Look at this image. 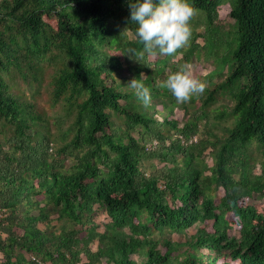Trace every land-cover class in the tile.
<instances>
[{"label":"trees","instance_id":"16d2710c","mask_svg":"<svg viewBox=\"0 0 264 264\" xmlns=\"http://www.w3.org/2000/svg\"><path fill=\"white\" fill-rule=\"evenodd\" d=\"M129 3L0 0V264H264V0H190L189 48L141 60ZM194 58L221 82L180 102L164 74Z\"/></svg>","mask_w":264,"mask_h":264},{"label":"clouds","instance_id":"9594fccd","mask_svg":"<svg viewBox=\"0 0 264 264\" xmlns=\"http://www.w3.org/2000/svg\"><path fill=\"white\" fill-rule=\"evenodd\" d=\"M129 8L132 21L139 25L136 33L143 44V48L133 50L135 59L141 60L146 54L171 56L189 41V21L193 14L190 0H130ZM142 76L133 77L128 85L148 105L152 102V91L143 82ZM163 84L180 102L191 99L193 94L203 93L206 88L204 81L194 78L188 62L171 72Z\"/></svg>","mask_w":264,"mask_h":264},{"label":"rangeland","instance_id":"374dc122","mask_svg":"<svg viewBox=\"0 0 264 264\" xmlns=\"http://www.w3.org/2000/svg\"><path fill=\"white\" fill-rule=\"evenodd\" d=\"M234 24L235 23L230 18V16L227 15V16L222 18L221 25H223L226 30H229L230 27L234 26ZM204 32H205V26H201L200 28L197 29V33L203 34ZM199 43L203 44V40L199 39ZM185 48H189V45L185 44ZM190 64H191L192 75L194 76V78H196V73H198V71H199V69L193 71L195 69L194 65H196V66H204L203 67L204 68V71H203V75L204 76L210 74L212 71H214L216 69V66L213 63L205 62L204 58L203 59L194 58V61L191 62ZM192 64H194V65H192ZM171 72L172 71L170 69H168L167 72L164 74V79L167 78V76L169 74H171ZM47 76H48V74L46 75V77ZM48 80H49V78L47 77V81H45V83L43 84V87L41 88L40 95L37 96V101H38L39 108L44 113H46L47 115H49L51 117L50 126H51L52 131L56 132L57 128H56L54 120H55V116H57L59 114L60 109L58 107L52 106V103L50 101V97H49V94H48V87H47ZM201 80L204 81L206 83V87H209V88L214 87V85H216L219 82H221V80L218 79V78H215L212 83L206 82L205 78L204 79L202 78ZM198 104H200V102ZM231 105H232V102H230V99L228 97L219 96L217 102L214 104V106H212L211 110H208V113H209L210 117L214 120L215 119L214 118L215 112L224 111L225 107H231ZM232 124H233V122L231 120H226L225 122H221V125L215 131L216 134L219 137H221V138L226 137L227 136L226 129L230 128L232 126ZM182 125L183 124H181L180 126L182 127ZM211 161L212 160H210V162H209L210 166L212 165ZM155 162H156V164H159V162H157V161H155ZM255 173L256 174H260L261 173V170H260L259 167L255 170ZM209 174L210 173H207V175H209ZM216 195H217V200H220V198L222 197L221 191H219V193H216ZM248 204H252V205H256V206L264 205V199L263 198H259L258 196H256V198H254L253 200L248 201ZM103 215H106V214H103ZM96 220L98 222H100V225H102V224L104 225V223H105V221H100L99 219H96ZM53 223L55 225L58 224L57 221H54ZM41 227L44 228L43 225H41ZM69 228H71V226H69ZM98 231L102 232L103 231V227L101 226ZM196 233H197V228L194 227V228H192L189 231L188 235L193 236ZM231 237H240V235L237 232H233L231 234ZM174 240H176V241L177 240L185 241V236L176 237V238H174ZM93 247H94V250H95L96 247H97V243H94ZM174 254H177V253H174Z\"/></svg>","mask_w":264,"mask_h":264},{"label":"bare ground","instance_id":"6f19581e","mask_svg":"<svg viewBox=\"0 0 264 264\" xmlns=\"http://www.w3.org/2000/svg\"><path fill=\"white\" fill-rule=\"evenodd\" d=\"M256 126V125H255ZM256 129V128H255ZM242 130V129H241ZM252 132V131H251ZM260 132H261V130H260ZM235 138V137H234ZM261 139V138H260ZM236 140V139H235ZM259 140V139H258ZM227 141H229V140H227ZM197 168V167H196ZM219 168V167H218ZM203 170V169H202ZM204 171V170H203ZM204 205V204H203ZM207 207V206H206ZM202 208V207H201ZM185 211V210H184ZM206 211V210H205ZM204 211V212H205ZM221 213V212H220ZM216 217V216H215ZM229 224V223H228ZM225 225V224H224ZM234 225V224H233ZM221 226V225H220ZM222 228V227H221ZM232 228V227H231ZM223 229V228H222ZM225 229V228H224ZM237 229V228H236ZM225 231V230H224ZM222 232V231H221ZM229 232V231H228ZM233 232H234V230H233ZM212 233V232H211ZM225 233V232H224ZM195 235V234H194ZM208 235H210V234H208ZM197 236V235H196ZM207 236V235H206ZM204 237V236H203ZM209 237V236H208ZM214 237V236H213ZM189 238V237H188ZM202 238V237H201ZM222 238V237H221ZM245 238V237H244ZM226 240H227V238H226ZM199 242V241H198ZM209 242V241H208ZM212 242V241H211ZM244 243V242H243ZM248 243V242H247ZM247 243H246V245H247ZM213 244V243H212ZM218 244V243H217ZM216 244V245H217ZM237 244V243H236ZM207 245V244H206ZM239 245V244H238ZM241 245V244H240ZM169 246V245H168ZM171 246V245H170ZM186 246V245H185ZM198 246V245H197ZM230 246V245H229ZM236 246V245H235ZM178 247V246H177ZM209 247H210V245H209ZM256 247V246H255ZM257 248V247H256ZM225 249V248H224ZM173 250V249H172ZM178 250V249H177ZM183 250V249H182ZM195 250V249H194ZM236 250V249H235ZM199 251V250H198ZM191 253V252H190ZM192 254V253H191ZM177 255V254H176ZM257 255V254H256ZM179 256V255H178ZM253 256V255H252ZM244 257V256H243ZM255 257V256H254ZM217 258V257H216ZM258 258H259V256H258ZM184 259V258H183ZM213 260V259H212ZM261 262V261H260ZM182 263V262H181ZM224 263V262H223ZM248 263V262H247ZM174 264V263H173Z\"/></svg>","mask_w":264,"mask_h":264},{"label":"built area","instance_id":"2783aa9c","mask_svg":"<svg viewBox=\"0 0 264 264\" xmlns=\"http://www.w3.org/2000/svg\"><path fill=\"white\" fill-rule=\"evenodd\" d=\"M194 142H197V138H194L192 141H190V143H194ZM153 148H155V146L148 145V150H152ZM100 220L101 221L108 222L109 221V218L107 217V215H102L101 218H100Z\"/></svg>","mask_w":264,"mask_h":264}]
</instances>
